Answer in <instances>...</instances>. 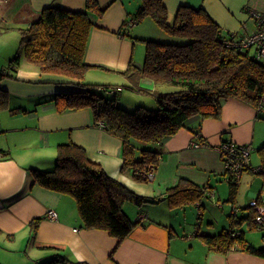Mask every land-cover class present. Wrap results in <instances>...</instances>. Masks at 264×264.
I'll return each mask as SVG.
<instances>
[{
	"label": "crops",
	"instance_id": "obj_1",
	"mask_svg": "<svg viewBox=\"0 0 264 264\" xmlns=\"http://www.w3.org/2000/svg\"><path fill=\"white\" fill-rule=\"evenodd\" d=\"M96 1L105 11L102 16L92 15L95 26L86 63L92 66L90 69L106 68L123 79L121 82L153 90L152 81L133 83L125 73L131 64L143 66L145 47L136 39L165 41V32L150 18L129 26L142 0ZM246 1L165 0V6L171 22L179 8L188 4L206 9L220 27L237 30L253 20ZM53 5L74 12L87 10V0H0V33L21 39L19 30L39 21L43 10ZM11 59L3 61L0 69L7 67ZM65 80L42 73L33 64L24 66L21 60L17 71L0 82L9 95V109L0 112V150L9 154L0 159V264H41L57 255L68 259V263L59 264H264V257L239 248L228 255L211 252L199 237L229 229L235 209L238 216L253 212L249 205H240L237 200L240 187L235 202H228L230 185L216 148L231 141L251 145L254 153L264 146V120L258 118L254 106L230 98L223 102L220 118L193 119L160 146L162 159L154 180L139 182L122 169V140L98 126L91 109L57 111L54 96L74 90ZM203 141L209 147H191L192 142ZM69 142L86 149L92 161L130 191L152 200L142 205L124 204L130 219H140L143 224L122 242L106 230L86 229L74 198L34 182L31 170L54 169L58 146ZM253 153L251 169L244 172L242 179L246 174L259 175L254 170L261 161L258 156L255 160ZM183 180L206 188V194L196 203L173 206L167 200L168 191ZM245 180L251 183V189L243 192L247 191L251 201L259 199L264 203V178L255 196L252 189L256 180L251 176ZM209 207L218 210L216 217L208 216ZM50 210L58 213L57 220L47 217ZM36 219L41 221L33 231L32 222ZM242 229L246 230V226ZM262 233L260 240L246 230V238L255 247L264 248V230Z\"/></svg>",
	"mask_w": 264,
	"mask_h": 264
},
{
	"label": "trees",
	"instance_id": "obj_2",
	"mask_svg": "<svg viewBox=\"0 0 264 264\" xmlns=\"http://www.w3.org/2000/svg\"><path fill=\"white\" fill-rule=\"evenodd\" d=\"M104 11L96 0H87L84 12L54 5L46 7L39 21L19 30L20 47L27 61L42 73L63 77L64 83L73 87L71 92L54 96L59 113L91 109L95 123H103L110 134L122 140V169L130 172L137 181H149L143 175L150 167L159 166L162 159L160 146L193 119L220 118L222 104L230 98L255 108L259 105L264 96V64L250 53L230 46L227 43L232 40L229 34L223 32L204 8L182 5L171 22L165 0H142L134 19L138 23L145 18L152 19L176 41L142 40L146 45L143 66L131 64L125 73L133 83L148 79L155 84L153 90L138 84L129 89L152 95L157 108L140 106L128 111L119 103L118 93H110L111 85L83 84L92 67L85 61L91 30L95 26L92 15L102 16ZM20 61L21 57L17 56L0 70V82L17 71ZM161 85L175 86L178 90L163 93L159 90ZM8 98V92L0 87V112L9 109ZM258 118L264 120V116L258 115ZM195 133L200 134L199 131ZM57 152L54 169L31 170L34 182L74 198L86 229L106 230L122 242L143 224L140 219H130L124 204L142 205L152 200L135 194L110 177L99 163L89 158L83 147L69 142L59 145ZM258 153L261 165L256 173L264 178V146ZM8 156L0 150V159ZM226 176L230 185L228 202L234 203L240 183L227 173ZM205 189L183 180L168 191L167 200L173 206L196 203L205 196ZM255 218L254 211L240 216L233 212L229 229L218 235L199 234V237L211 252L228 255L239 248L264 257V248L250 244L246 230L242 229L247 226L251 231H263ZM40 221L32 222L33 231L38 229ZM59 263H68V259L57 255L41 264Z\"/></svg>",
	"mask_w": 264,
	"mask_h": 264
},
{
	"label": "rangeland",
	"instance_id": "obj_3",
	"mask_svg": "<svg viewBox=\"0 0 264 264\" xmlns=\"http://www.w3.org/2000/svg\"><path fill=\"white\" fill-rule=\"evenodd\" d=\"M246 5L256 11L259 12H264V0H247L246 1ZM246 7V6H245ZM244 7V9H245ZM247 9V8H246ZM247 16L248 13H246V11H243ZM251 19V18H250ZM135 27V26H134ZM223 32L225 34H233V33H238V35H242L246 30L248 31H253L255 29V25L253 20H251L248 23H244L240 29L237 30H228L226 28H223L221 26ZM4 31V30H3ZM166 34V33H165ZM11 33H0V65L2 66L3 61H5L6 63L8 62V60L12 57V59H14L17 56L21 57V60L24 64V66H31L30 63L27 61L24 52H21V39L20 37H15L14 39L10 38ZM166 38L167 40H171L172 37H170L169 35L166 34ZM144 39H136V41H138V44L143 45L145 47L144 49V59L145 60V54H146V45L145 43L142 41ZM165 40V41H167ZM171 41H176L175 39H172ZM11 55V56H9ZM144 64V62H143ZM98 68V69H96ZM94 69H90L84 78L83 84L86 85H100V86H107V85H112L113 86H119L122 88V86L124 87L123 93L118 95V99L119 101L122 99V94L123 96V103H122V107L128 109V111H134L137 107L140 106H144L147 107L149 109H156L157 108V102L155 101L154 97L150 94H146V93H140V92H136V91H132L131 89H129L130 86L135 87L133 85H131L128 82H121L123 81V79H121L120 77H116L115 75H113L111 73V71L107 70L106 68H100V67H96ZM2 69V68H1ZM160 92H174L176 90H178L177 87L175 86H170V85H161V87H159ZM254 149V148H253ZM253 155L255 156V160H256V156H258L259 160L260 159V154L257 152H255ZM248 176H251V178L255 179V183H254V187L252 189V192L255 193L254 196L260 191L262 183H263V178L260 175H250V174H246L244 179L241 180V185H240V195H241V199H240V195L238 196L237 200L241 201L242 203L245 205H249L250 204V196L247 195V191L244 193L243 191H245V189L247 190V188L251 189V183L246 181L245 178H247ZM242 189V190H241ZM242 191V192H241ZM208 206H211V204L209 203ZM242 211V210H241ZM244 212L247 210H243ZM208 216L211 214L212 216H215L218 212L217 209H215L214 207H209L208 208ZM216 217V216H215ZM208 218V217H207ZM246 230L248 231V233L257 235L259 237L260 240H263V233L261 230H255V231H251L248 230L247 226H246Z\"/></svg>",
	"mask_w": 264,
	"mask_h": 264
},
{
	"label": "built area",
	"instance_id": "obj_4",
	"mask_svg": "<svg viewBox=\"0 0 264 264\" xmlns=\"http://www.w3.org/2000/svg\"><path fill=\"white\" fill-rule=\"evenodd\" d=\"M250 17L253 19L255 29L253 31L246 30L242 35L238 33L229 34L231 41L227 42L230 46L237 48L241 52H248L257 61L264 64V12H259L253 9H248ZM137 20L132 19L129 22V26L133 27L137 25ZM2 70V69H0ZM4 73V72H3ZM123 88L115 86L110 88V93H119ZM257 115L264 116V96L261 98L259 105L256 107ZM98 126L104 128L103 123H99ZM192 148L200 149L209 147L208 144L203 142H192ZM217 152L220 154L225 172L233 178L236 182H241L243 174L246 170L251 169V156L253 153V148L251 145H240L234 142L228 141L221 143L217 148ZM157 166L150 167L148 173L143 175L149 181L154 180L155 173L157 171ZM260 168L254 170V172H259ZM214 191H211L212 195ZM249 209L252 208L256 213L255 221L258 227L264 229V203L259 199L252 200L249 204ZM239 210V209H238ZM236 214V209L234 211ZM50 220H57L58 213L55 210H50L47 214Z\"/></svg>",
	"mask_w": 264,
	"mask_h": 264
},
{
	"label": "bare ground",
	"instance_id": "obj_5",
	"mask_svg": "<svg viewBox=\"0 0 264 264\" xmlns=\"http://www.w3.org/2000/svg\"><path fill=\"white\" fill-rule=\"evenodd\" d=\"M222 206H223V204H222ZM48 214V213H47Z\"/></svg>",
	"mask_w": 264,
	"mask_h": 264
}]
</instances>
